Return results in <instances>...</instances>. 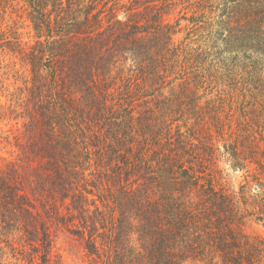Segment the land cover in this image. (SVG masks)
Here are the masks:
<instances>
[{"label":"trees","instance_id":"1","mask_svg":"<svg viewBox=\"0 0 264 264\" xmlns=\"http://www.w3.org/2000/svg\"><path fill=\"white\" fill-rule=\"evenodd\" d=\"M19 2L0 226L27 263L62 224L92 264H264V0Z\"/></svg>","mask_w":264,"mask_h":264},{"label":"rangeland","instance_id":"2","mask_svg":"<svg viewBox=\"0 0 264 264\" xmlns=\"http://www.w3.org/2000/svg\"><path fill=\"white\" fill-rule=\"evenodd\" d=\"M13 6L8 8L7 11L2 9L0 12V26L3 30H6L5 26L11 24V18L19 22L21 26V32L25 41L31 40L30 25L25 22L21 16V4L19 0L13 1ZM6 11V13H5ZM5 18V24L1 25ZM1 39V37H0ZM13 57L0 55V109L5 107L8 115L0 117V158L14 155L11 152L16 151L14 147L15 141L13 140L11 130L17 128L15 116L10 113L9 107L12 104V100H15L19 91L17 88L22 86V77L18 81L17 75H21L23 72L22 65L17 61L15 63ZM15 108V106L11 105ZM3 115V114H2ZM21 122L18 123V126ZM10 138L11 141L5 139ZM15 156V155H14ZM1 165V161H0ZM230 176L227 178L229 186L232 190H236L241 181V173L239 171L232 172L229 170ZM1 219V217H0ZM251 227L248 229L249 233L264 237V227L262 224H249ZM51 246L48 249V264H92L91 256L88 255L85 250V246L80 237L69 233L62 224H58L51 230ZM32 253L30 247L27 246L26 240L23 238L22 232L18 227L7 231L3 224L0 226V264H28L27 258Z\"/></svg>","mask_w":264,"mask_h":264}]
</instances>
